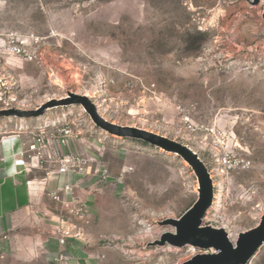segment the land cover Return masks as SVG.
Returning a JSON list of instances; mask_svg holds the SVG:
<instances>
[{"label":"rangeland","instance_id":"obj_1","mask_svg":"<svg viewBox=\"0 0 264 264\" xmlns=\"http://www.w3.org/2000/svg\"><path fill=\"white\" fill-rule=\"evenodd\" d=\"M24 41L37 61L12 53L11 46ZM71 94L88 97L116 125L193 148L215 180L216 203L203 226L224 228L237 239L258 224L254 207L264 199V0H0V147L13 136L23 144L29 136L22 126L72 114L88 120L78 104L49 108L40 117L13 114ZM111 140L135 147L95 148L110 173L95 198V216L112 232H103L99 244L128 255L141 249L145 264H184L202 253L156 244L175 231L167 221L180 219L199 198L189 163L140 140ZM231 151L249 158L253 168L222 171L218 160ZM38 201L40 207L46 201L43 211L51 206L45 194ZM48 226L32 208L13 227L0 224V264H53ZM249 264H264V246Z\"/></svg>","mask_w":264,"mask_h":264},{"label":"built area","instance_id":"obj_2","mask_svg":"<svg viewBox=\"0 0 264 264\" xmlns=\"http://www.w3.org/2000/svg\"><path fill=\"white\" fill-rule=\"evenodd\" d=\"M33 42L38 44L39 40L34 39ZM11 50L14 55L25 61L38 60L35 51L26 45L25 41L11 46ZM22 107L25 108V105ZM84 112L86 113L85 110ZM21 130L27 133L29 138L22 144V152L14 155L16 167H22L27 171H43L47 177L50 173L56 174L55 177L70 174L83 178L95 176L98 178L99 191H104L110 183V173L101 153L96 154L95 148L112 144L120 151L128 150V147L118 146L117 141L111 140V134L98 128L90 117L88 120L85 119L84 114H72L71 117L64 115L55 121L40 123L34 127L22 126ZM74 143L81 145L78 151L72 150ZM218 164L222 171L227 173L244 172L253 168L249 158L235 151L220 157ZM209 172L215 187L214 177L210 170ZM47 180L46 178L43 182L47 183ZM30 184L31 182L28 183ZM75 188V184L65 183L62 187L45 191L51 206L41 211V215L44 221L54 227L52 238L56 240L60 249L52 256L53 264H69L73 260L72 253L66 250L71 243L85 239L87 229L93 223L91 207L87 200L76 193ZM215 203L216 194L213 205Z\"/></svg>","mask_w":264,"mask_h":264},{"label":"water","instance_id":"obj_3","mask_svg":"<svg viewBox=\"0 0 264 264\" xmlns=\"http://www.w3.org/2000/svg\"><path fill=\"white\" fill-rule=\"evenodd\" d=\"M67 104L81 105L101 130L114 136L140 140L175 153L193 168L199 183V198L180 219L167 221L175 231L163 233L160 240L156 241L157 245H169L174 248L192 247L202 252L184 264H249L264 246V217L256 228L238 234L235 242L224 228L203 226V221L213 206L215 187L209 169L188 146L143 129L116 125L103 118L88 97L76 94H71L69 99L50 101L35 111H15L13 114L23 118L40 117L49 108Z\"/></svg>","mask_w":264,"mask_h":264},{"label":"crops","instance_id":"obj_4","mask_svg":"<svg viewBox=\"0 0 264 264\" xmlns=\"http://www.w3.org/2000/svg\"><path fill=\"white\" fill-rule=\"evenodd\" d=\"M25 140V142H27ZM120 143V142H119ZM22 139L18 136L11 138H5V141L1 143L0 147V224L3 222L8 227H13L15 219L21 213L26 212L29 209H38L43 211L46 206V201L43 204L44 207H40L39 201L45 194L46 190L52 188L62 187L65 183L75 184L76 193L87 200L92 211L93 223L87 229L85 239L82 241L73 242L70 244L67 252H71L73 260L69 264H127L126 259H130L133 262L129 264H145L142 262L143 252L140 249L134 250L131 255H128L125 249H114L110 245L101 246L99 244L100 236L103 232H112L110 226L102 224V221H97L95 213L99 211V204L96 201V197L102 195L103 191H99L97 188L98 178L90 176L83 178L77 175H68L64 177H55L56 174H51L47 177L46 172L43 171H27L22 167H16L14 155H18L22 152ZM125 146H132L127 142H122ZM81 145L74 143L72 145L73 151H78ZM129 147V148H130ZM139 148H142L139 146ZM124 152V151H123ZM13 169L16 173L10 177L7 175L8 169ZM48 179L47 183L43 182L44 179ZM31 182L30 185L28 183ZM46 200V199H45ZM255 211H258L257 220L258 224L252 229L256 228L261 218L264 217V199L259 197L256 201ZM48 209V208H47ZM45 209V210H47ZM48 229L52 232L54 227L49 224ZM250 229V230H252ZM249 231V230H248ZM247 232V231H246ZM244 233V232H241ZM240 234V233H239ZM9 236L5 235L2 242V248L8 249ZM52 245L51 255H55L59 252V245L52 237L47 239ZM42 243V241H40ZM38 242V244L40 243ZM124 242V240L122 241ZM155 245L154 243H152ZM139 250V251H137ZM147 256H151L147 253ZM148 258V257H147ZM152 264V262L150 263ZM153 264H158L154 262Z\"/></svg>","mask_w":264,"mask_h":264},{"label":"clouds","instance_id":"obj_5","mask_svg":"<svg viewBox=\"0 0 264 264\" xmlns=\"http://www.w3.org/2000/svg\"><path fill=\"white\" fill-rule=\"evenodd\" d=\"M15 174H16V173L14 172L13 169L10 168V169L7 170V175H8V176L12 177V176H14Z\"/></svg>","mask_w":264,"mask_h":264},{"label":"bare ground","instance_id":"obj_6","mask_svg":"<svg viewBox=\"0 0 264 264\" xmlns=\"http://www.w3.org/2000/svg\"><path fill=\"white\" fill-rule=\"evenodd\" d=\"M236 238H237V237H236ZM231 239H232L233 242L236 241L235 237H233V236H231Z\"/></svg>","mask_w":264,"mask_h":264}]
</instances>
